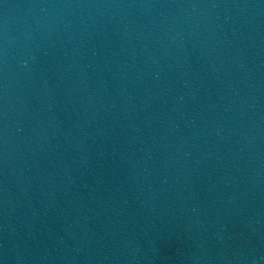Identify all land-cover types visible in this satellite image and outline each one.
Returning a JSON list of instances; mask_svg holds the SVG:
<instances>
[{
  "label": "water",
  "instance_id": "water-1",
  "mask_svg": "<svg viewBox=\"0 0 264 264\" xmlns=\"http://www.w3.org/2000/svg\"><path fill=\"white\" fill-rule=\"evenodd\" d=\"M0 264H264V0H0Z\"/></svg>",
  "mask_w": 264,
  "mask_h": 264
}]
</instances>
